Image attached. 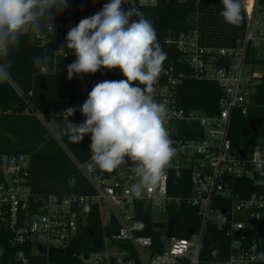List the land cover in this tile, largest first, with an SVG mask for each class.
<instances>
[{
	"label": "built area",
	"instance_id": "2783aa9c",
	"mask_svg": "<svg viewBox=\"0 0 264 264\" xmlns=\"http://www.w3.org/2000/svg\"><path fill=\"white\" fill-rule=\"evenodd\" d=\"M240 2L246 23L244 35L235 45L203 44L197 27L166 38L167 43L176 46L181 64L190 69V78L213 81L219 86V110L211 115L182 106L180 86L188 75L174 64L163 67L153 84L152 95L168 108L165 127L177 152L161 184L146 191L142 199L131 197L128 192L130 185L139 180L130 161L108 173L93 161L91 150L84 161L72 155L93 191L36 195L29 183V155H0V228L7 229L11 243L20 247L16 263L11 264H31L34 255H44L49 260L52 253L65 248L78 236L97 205L104 224L109 225L114 218L118 231L107 237L105 249L89 253V258L83 255L87 264H102L112 257L125 256L123 264H264L256 259L264 252V191L245 195L242 182L248 178L256 185H264V139L245 150L235 147L231 137L234 111L247 114L257 84L264 76L254 69L264 66V0ZM157 3L158 0H124L128 8ZM97 11L91 0H69L68 8L55 20L53 36L45 32L38 36L39 44L47 55H52L66 43L67 31L76 25V14L84 13L86 18ZM64 51L67 56L71 53L67 48ZM60 57L64 55L57 53L53 57L55 65ZM43 70L47 69L43 67ZM98 73L95 78L92 74L77 75L75 100L59 112L65 120L83 123L85 117L79 108L93 86L104 80L101 72ZM8 80L18 90L10 77ZM30 107L44 120L43 114ZM70 107L77 111L68 117L64 111ZM84 138L91 143L90 136ZM173 170L189 171L188 193L171 192ZM185 203L198 207L200 227L189 237H179L168 231V210L170 206L180 207ZM106 207L109 212L104 221ZM142 216L151 221V226ZM209 223L224 230L230 240L228 256L222 260L203 258L204 235ZM154 232L160 234L162 249H153ZM111 241L129 246L119 249L110 246ZM0 264H6L2 247Z\"/></svg>",
	"mask_w": 264,
	"mask_h": 264
},
{
	"label": "trees",
	"instance_id": "16d2710c",
	"mask_svg": "<svg viewBox=\"0 0 264 264\" xmlns=\"http://www.w3.org/2000/svg\"><path fill=\"white\" fill-rule=\"evenodd\" d=\"M108 2L110 0H91L99 10ZM132 8L138 9L154 22L158 42L167 53L163 67L174 64L178 70L188 75L180 86L181 105L198 108L211 115L217 113L221 94L219 86L213 81H196L190 78V69L181 64L176 46L167 43L166 38L197 27L203 44L235 45L245 31L246 14L243 7L244 18L238 25L224 21L220 14V0H199L198 3L196 0H158L155 5ZM83 18L84 13L76 14V25ZM24 41L20 49L13 53L14 62L9 76L22 95L8 79L0 81V155H29V183L36 195L91 192L90 182L72 158L73 155L78 160H86L90 154V141L83 138L79 143L73 142L51 123L52 120L57 124L66 121L59 112L75 100L77 75L68 80L67 65L74 62L76 57L70 53L66 58L60 57L56 65L52 60L47 64L36 65L33 63L34 59L46 52L39 44L38 37L32 44L27 43V37ZM43 67L47 70L44 71ZM100 72L104 80L125 79L118 69ZM134 85L143 87L137 82ZM30 106L43 114L44 120ZM231 137L235 147L245 150L253 148L264 139V76L257 84L247 114L234 111ZM189 174L188 170H173L170 178L171 192L177 195L188 193ZM242 182L245 183V195L253 191H264V185H256L253 180L244 178ZM142 218L151 226L149 219ZM167 224L169 233L179 237L191 236L200 227L198 207L189 203L180 207L170 206ZM117 231L115 219L112 218L110 224L105 225L100 206H94L76 238L65 248L52 253L49 260L44 255L32 256L31 264H47L48 261L49 264H87L83 255L105 249L107 237ZM10 238V232L0 228V247L3 248L6 264L16 263V253L20 249L11 243ZM154 238L153 249H162L160 234L154 232ZM110 246L123 249L129 244L111 241ZM229 247L230 240L226 232L209 223L204 235L203 258L222 260L228 256ZM126 258L112 257L102 264H123Z\"/></svg>",
	"mask_w": 264,
	"mask_h": 264
},
{
	"label": "clouds",
	"instance_id": "9594fccd",
	"mask_svg": "<svg viewBox=\"0 0 264 264\" xmlns=\"http://www.w3.org/2000/svg\"><path fill=\"white\" fill-rule=\"evenodd\" d=\"M220 3L226 23L242 22L240 0ZM68 6L69 0H0V80L11 75L13 53L20 49L24 38L32 44L45 32L53 36L55 20ZM65 41L52 55L44 53L33 63L47 64L57 53L66 58L67 48L76 57L67 65L68 80L105 69H118L125 79L103 80L93 86L79 108L85 117L83 123L68 118L62 124L55 120L51 123L76 143L90 135L92 159L105 172L120 169L129 161L134 164L139 180L130 185L128 192L142 199L146 191L161 184L177 152L165 127L168 108L152 95L153 84L167 60L154 22L138 9L125 7L124 0H110L71 27ZM76 111L70 107L64 112L71 117ZM256 259L264 261V252Z\"/></svg>",
	"mask_w": 264,
	"mask_h": 264
},
{
	"label": "rangeland",
	"instance_id": "374dc122",
	"mask_svg": "<svg viewBox=\"0 0 264 264\" xmlns=\"http://www.w3.org/2000/svg\"><path fill=\"white\" fill-rule=\"evenodd\" d=\"M248 70L250 69V67L249 68H247ZM254 69H256V70H259V71H261V72H263L264 73V66H255V68ZM98 75H99V73L97 72V73H95V74H92V76L95 78V77H98ZM88 136H90V135H88ZM104 212H105V219H104V221H106L107 220V214H108V212H109V209L106 207L105 208V210H104Z\"/></svg>",
	"mask_w": 264,
	"mask_h": 264
},
{
	"label": "water",
	"instance_id": "95a60500",
	"mask_svg": "<svg viewBox=\"0 0 264 264\" xmlns=\"http://www.w3.org/2000/svg\"><path fill=\"white\" fill-rule=\"evenodd\" d=\"M241 153H243L244 154V152L242 151ZM85 258H89V253H86L85 255Z\"/></svg>",
	"mask_w": 264,
	"mask_h": 264
}]
</instances>
